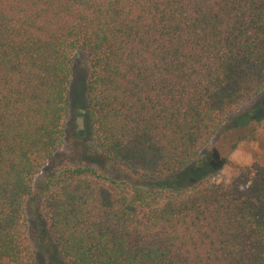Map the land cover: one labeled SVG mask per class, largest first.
<instances>
[{"label": "trees", "instance_id": "obj_1", "mask_svg": "<svg viewBox=\"0 0 264 264\" xmlns=\"http://www.w3.org/2000/svg\"><path fill=\"white\" fill-rule=\"evenodd\" d=\"M263 91L264 0H0V264H35L28 206L57 264H264V164L204 155Z\"/></svg>", "mask_w": 264, "mask_h": 264}, {"label": "rangeland", "instance_id": "obj_2", "mask_svg": "<svg viewBox=\"0 0 264 264\" xmlns=\"http://www.w3.org/2000/svg\"><path fill=\"white\" fill-rule=\"evenodd\" d=\"M86 76L85 58L79 53L73 63V82L71 88V113L68 123V145L89 141V127L85 107L83 83ZM258 110L250 120L239 121L234 127L228 125L220 135L212 140L204 155L210 157V164L218 169L211 180L229 182L237 175V168L253 162L264 164V123L257 127V116L264 113V91L240 111L243 115ZM71 144V145H72ZM76 148V145H74ZM79 152V150H78ZM28 229L35 247V264H57L51 257V246L46 236L43 221L28 206Z\"/></svg>", "mask_w": 264, "mask_h": 264}]
</instances>
